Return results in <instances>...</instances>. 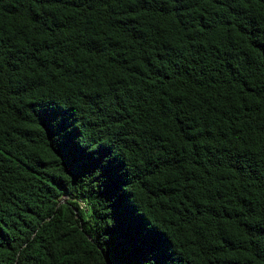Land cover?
<instances>
[{"label": "trees", "instance_id": "16d2710c", "mask_svg": "<svg viewBox=\"0 0 264 264\" xmlns=\"http://www.w3.org/2000/svg\"><path fill=\"white\" fill-rule=\"evenodd\" d=\"M0 264H264V0H0Z\"/></svg>", "mask_w": 264, "mask_h": 264}]
</instances>
